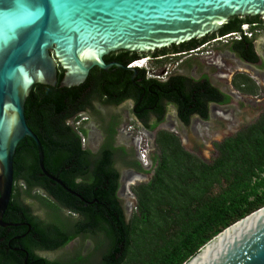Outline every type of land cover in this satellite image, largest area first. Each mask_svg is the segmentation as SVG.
<instances>
[{
  "label": "trees",
  "instance_id": "1",
  "mask_svg": "<svg viewBox=\"0 0 264 264\" xmlns=\"http://www.w3.org/2000/svg\"><path fill=\"white\" fill-rule=\"evenodd\" d=\"M102 72L95 66L82 83L61 87L62 70L58 68L56 84H35L24 104L26 123L42 147L45 170L84 197V203L96 196L99 210L86 208L60 184L44 175L40 177L35 143L24 136L13 156L12 192L2 220L27 221L31 227L0 226V236L7 228L11 235L38 229L36 218L21 203L19 183L28 187L43 185L56 202L76 211L81 217L77 231L101 230L106 249L100 264H182L215 234L264 205L263 111L233 135L214 141L217 153L210 162L186 150L174 132L158 130L153 175L149 181L131 186L136 208L126 220L115 194L118 171L112 166V146L103 148L96 162L90 163L88 150L81 148L85 129L75 123L77 114L91 106L94 99H120L102 95L114 88L103 83ZM89 165L93 167L91 182H75L74 177L85 173ZM94 186L98 187L95 191ZM103 186L106 187L101 190ZM33 260L42 262L30 253L27 262ZM0 264L24 263L22 259H5L0 253Z\"/></svg>",
  "mask_w": 264,
  "mask_h": 264
},
{
  "label": "flooded vegetation",
  "instance_id": "2",
  "mask_svg": "<svg viewBox=\"0 0 264 264\" xmlns=\"http://www.w3.org/2000/svg\"><path fill=\"white\" fill-rule=\"evenodd\" d=\"M225 24L191 44L171 45L147 53L118 50L103 57L106 63L112 64L108 69H103V78L100 79L114 88L102 95L114 100L120 99L115 102L94 99L91 106L77 114L75 123L85 129V134H81V148L88 150L87 159L90 163L96 162L102 155L103 148L109 144L112 146V166L118 171L115 194L126 220L136 208V197L133 196L130 203L134 202V209L127 217L126 202L129 199L122 196L133 193L131 186L134 184L132 181L128 182L130 190L128 188L126 191V181L137 174L144 176L152 173L151 178L156 166L152 149L148 151L146 161L140 157L139 150L141 141H144V133L127 136L131 134L129 131L132 125L153 136L154 142L160 129H194L201 124L210 125L223 118L221 113L235 106L238 99L250 95H264V16H232ZM242 24H248L249 35L243 34ZM238 31L241 32L240 38L232 35L224 37ZM192 49L196 50L191 51ZM140 57H148L145 63L147 68L130 65L131 61ZM246 101L250 102L251 99ZM124 104L129 106V110L119 112L118 107ZM97 107L104 108L107 115L103 116ZM39 175L46 176L42 171ZM92 177L93 167L89 165L85 173L74 177V181L86 185L88 181L91 182ZM23 184H18L19 197H22L21 203L28 208V212L36 218L38 229L11 235L12 231L7 228V232L0 236V253L3 257L10 261L22 259L24 264H47L46 261L77 264L76 260L81 258L79 254L68 255L67 259L56 254L60 249L67 248L77 237H82L84 244L89 245L92 239L95 241L87 252V258L91 257V260L83 264H100L106 249L102 231H77V222L81 217L76 211L56 202L43 185L28 187ZM97 188L94 186V191ZM72 192L86 208L99 210L96 196L84 203V197ZM34 199L39 203L38 207L33 205ZM40 212L43 214L40 215ZM7 223L10 225L5 227L21 224L27 225L29 229L31 227L27 221ZM26 241L29 243L26 244ZM30 253L42 262H27Z\"/></svg>",
  "mask_w": 264,
  "mask_h": 264
},
{
  "label": "water",
  "instance_id": "3",
  "mask_svg": "<svg viewBox=\"0 0 264 264\" xmlns=\"http://www.w3.org/2000/svg\"><path fill=\"white\" fill-rule=\"evenodd\" d=\"M232 16H264V0H0V226L10 225L2 217L24 136L35 143L41 171L74 193L45 170L40 141L26 123L24 104L35 84L54 86L60 68L59 86L78 85L94 66H111L103 60L110 52L147 53L202 38ZM182 264H264V205Z\"/></svg>",
  "mask_w": 264,
  "mask_h": 264
},
{
  "label": "rangeland",
  "instance_id": "4",
  "mask_svg": "<svg viewBox=\"0 0 264 264\" xmlns=\"http://www.w3.org/2000/svg\"><path fill=\"white\" fill-rule=\"evenodd\" d=\"M246 99H251V101L247 102ZM237 101L238 102L236 103L235 106L227 108L225 113H221L223 118H219V120H217L216 123H212L210 125L201 124L194 129L188 127H169L165 129L175 132V134L180 139L181 145L186 150L197 155L204 161L210 162L216 156L217 153L213 146L214 141H220L227 136L233 135L240 128L255 121L264 111V95H257V96L250 95V96H246V98L238 99ZM97 108L100 111V113H102L103 116L107 115V111H105L104 108L102 107H97ZM125 110H129V106H127L126 104L120 105L118 107L119 112L124 113ZM120 125L125 126L124 123H120ZM126 129L127 127L125 128V130ZM140 132L142 134L144 133L143 134L144 141H141L140 147L142 148L143 146H146V151H147L146 160H147L149 153L148 151L151 149L154 151L155 149L153 136H150V134L145 133L140 127L136 125H132L131 130L129 131V133L131 134L127 136L130 137L136 134L139 135ZM150 174L152 173H149L148 175H144V176L140 174L133 176L132 179L126 181L127 182L126 191H128L129 188L128 182L132 181L133 184L147 182L150 179ZM133 196L134 195L131 192L130 194L125 193L122 196L125 197L126 199H129V201L126 202L127 217H129L128 215H130L131 211L134 209V202L130 203V201L134 199ZM38 204L39 203L34 199L33 205L38 207ZM42 214L43 213L40 212V215ZM93 243L95 244L94 239H92L91 243L88 245V244H84V238L77 237L69 244L67 248H63L57 251L56 255L57 256L60 255L62 259H67L68 255L70 256L74 254L76 255L79 254L81 258L79 260L77 259L76 263L83 264L86 263L91 258V257H89V259L87 258V252L88 249H90L93 246Z\"/></svg>",
  "mask_w": 264,
  "mask_h": 264
},
{
  "label": "built area",
  "instance_id": "5",
  "mask_svg": "<svg viewBox=\"0 0 264 264\" xmlns=\"http://www.w3.org/2000/svg\"><path fill=\"white\" fill-rule=\"evenodd\" d=\"M241 30L243 32V34L245 35H249V27H248V24H242L241 25ZM234 36L235 38H240L241 36V32H231L230 34H226L224 35V37H228V36ZM196 49H192L191 51H194ZM148 57H140L138 59H135L133 61H131L130 65H133L134 67H138V68H141L143 66H145V63L147 61ZM146 155H147V151L143 148L141 151H140V157L146 161Z\"/></svg>",
  "mask_w": 264,
  "mask_h": 264
},
{
  "label": "clouds",
  "instance_id": "6",
  "mask_svg": "<svg viewBox=\"0 0 264 264\" xmlns=\"http://www.w3.org/2000/svg\"><path fill=\"white\" fill-rule=\"evenodd\" d=\"M141 68H147L146 64H145V66H143V67H141ZM145 144H146V142H145ZM143 148L146 150V146H143L142 148H140V151H141Z\"/></svg>",
  "mask_w": 264,
  "mask_h": 264
}]
</instances>
